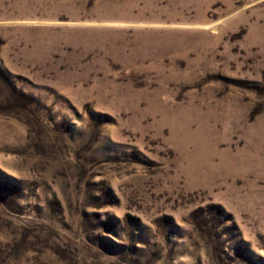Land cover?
Instances as JSON below:
<instances>
[{
  "label": "rangeland",
  "instance_id": "rangeland-1",
  "mask_svg": "<svg viewBox=\"0 0 264 264\" xmlns=\"http://www.w3.org/2000/svg\"><path fill=\"white\" fill-rule=\"evenodd\" d=\"M0 264H264V0H0Z\"/></svg>",
  "mask_w": 264,
  "mask_h": 264
}]
</instances>
